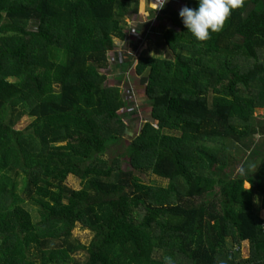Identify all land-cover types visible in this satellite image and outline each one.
<instances>
[{
    "label": "trees",
    "instance_id": "trees-1",
    "mask_svg": "<svg viewBox=\"0 0 264 264\" xmlns=\"http://www.w3.org/2000/svg\"><path fill=\"white\" fill-rule=\"evenodd\" d=\"M139 6L0 0V264H164L167 256L264 264V141L254 140L264 129L255 116L264 106V0H244L206 41L169 9L158 32L164 55L127 52L123 63H134L145 86L151 110L142 120L135 106L144 99L129 102L121 80L105 81L122 70L110 52L128 19L137 28ZM131 106L126 122L120 110ZM25 115L34 120L18 129ZM124 139V151L107 158ZM71 174L81 188L66 184ZM77 223L94 232L88 246L73 235Z\"/></svg>",
    "mask_w": 264,
    "mask_h": 264
},
{
    "label": "rangeland",
    "instance_id": "rangeland-1",
    "mask_svg": "<svg viewBox=\"0 0 264 264\" xmlns=\"http://www.w3.org/2000/svg\"><path fill=\"white\" fill-rule=\"evenodd\" d=\"M154 1V0H152ZM177 1V2H176ZM175 4L178 5V7L181 9L184 5L179 2L178 0H174ZM153 7L155 8L156 12H158L157 6L155 4V6L153 5ZM129 22H132V19H128ZM151 32L149 34V38L144 36L146 41H143L142 47L140 49V53L139 56H163L164 53L163 51L157 47L156 43L157 40L159 38L158 34H152L151 36ZM115 42H117L116 48L115 50L118 51L119 50V41L117 38H115ZM146 43V44H145ZM124 44V43H123ZM124 47V46H123ZM122 47V48H123ZM121 48V47H120ZM124 62H120V67L122 70L121 72H114V70L112 72L115 73V77H111V75H107L105 78V81H110V84H114V80H121V86L123 85L124 82H129L132 87L133 90L136 91L137 96L136 99L138 100L139 98H143L144 101L139 102L138 101V107H137V111H135V115H140V117H142L141 115L145 116L146 112L151 110V106H150V102L148 100H145V86H143L140 82V77H136L134 74V63L132 64H124ZM117 83V82H116ZM122 92H124V87H121ZM134 111V110H133ZM120 113L123 114V118L126 122H129V120L134 116V112H132V107H127V108H121ZM142 113V114H141ZM255 116L257 118L258 122L263 121L264 122V106H259L257 107L256 111H255ZM34 117L25 115L22 118H20L17 122H16V127L18 129H24L26 128L29 124H31V122H33ZM254 140L256 143H260L262 141H264V129L260 128L259 133L255 134ZM128 143L127 140H123V144H118L117 146L112 147V149L109 151V153L106 155L107 158H113L115 156V154L121 153L124 151L126 144ZM239 147L244 148V146L242 144L239 143ZM236 152L238 153V156L240 157L242 155V151L240 152L239 150ZM126 165V164H125ZM230 166H231V170H233V172L237 173L239 172V168H240V159L238 157H231L230 158ZM150 182H160V179L157 178L154 175H150L149 179ZM66 184L68 186H70L71 188H75V189H79L82 187L83 182L82 179L74 176V175H69L68 178L66 179ZM246 187H250L249 183L245 184ZM257 203L259 205V207L261 206V200L258 198ZM28 206L31 208V205L28 204ZM34 215L36 214L35 210L33 209ZM260 215L264 218V209H260ZM73 235L74 237L81 242L82 244L88 246L91 241L94 238V232L91 231L89 228L84 227L81 223H77L74 230H73ZM250 255V243L249 241H243L241 243V248H240V258H247ZM76 258L84 260L86 258V253L85 252H78L75 255Z\"/></svg>",
    "mask_w": 264,
    "mask_h": 264
},
{
    "label": "clouds",
    "instance_id": "clouds-1",
    "mask_svg": "<svg viewBox=\"0 0 264 264\" xmlns=\"http://www.w3.org/2000/svg\"><path fill=\"white\" fill-rule=\"evenodd\" d=\"M244 0H198V6H184L179 11L187 31L197 40L206 41L212 32L223 29L232 10L242 7ZM167 0H164V4ZM163 7V6H162ZM164 264H175L171 256L164 258Z\"/></svg>",
    "mask_w": 264,
    "mask_h": 264
},
{
    "label": "crops",
    "instance_id": "crops-1",
    "mask_svg": "<svg viewBox=\"0 0 264 264\" xmlns=\"http://www.w3.org/2000/svg\"><path fill=\"white\" fill-rule=\"evenodd\" d=\"M179 2H181L184 6H186V2L182 1V0H178ZM177 2V1H176ZM155 2L152 0H140V6H139V13H138V22H137V28H135V30H137L138 32H140L141 34H143V36L145 35V38L149 36L150 31H151V35L152 34H158L160 36V34L158 33L163 27H165L166 25L169 24V22H171L169 14H168V10L169 9H177V10H181L177 4H175L174 0H167V3L162 11V16L158 17V21L160 26L156 23V10L153 7V5L155 6ZM156 25V26H155ZM150 35V36H151ZM144 38L143 41H146ZM149 38V37H148ZM160 38V37H159ZM159 38L157 40V47L160 48V46L162 45V41H159ZM119 41V47H123V45L125 46L124 41L121 39H118ZM117 44V42H116ZM146 44V43H145Z\"/></svg>",
    "mask_w": 264,
    "mask_h": 264
},
{
    "label": "built area",
    "instance_id": "built-area-1",
    "mask_svg": "<svg viewBox=\"0 0 264 264\" xmlns=\"http://www.w3.org/2000/svg\"><path fill=\"white\" fill-rule=\"evenodd\" d=\"M154 2L156 3V6H157V9H158V13L157 15L161 12L162 10V6H164V0H154ZM135 20L132 19V22H130V30L127 34V37L123 40L124 41V44L125 46L123 48H120L119 47V50L116 51H111L110 52V58L112 61H118L119 63L121 62H124L125 60V55L127 54V52H129L130 54L134 55L135 57L139 56V53H140V49L138 51H135V52H131L130 50H127V46L129 44V42H132V41H136V42H139L141 44V47H142V44H143V34H141L140 32H138L137 30H135V26H134V22ZM121 87H124V92L123 95H124V98L126 100H128L129 102L133 101L136 103V94H135V91L133 90V87L132 85H130V87L126 86V82L123 83V85ZM132 107V106H131ZM136 108L138 107V103H136ZM132 110H134V107H132ZM142 116V115H141ZM141 120L143 118L140 117Z\"/></svg>",
    "mask_w": 264,
    "mask_h": 264
}]
</instances>
